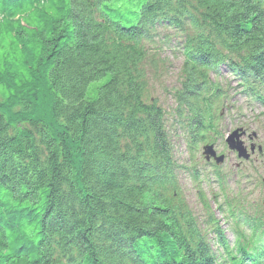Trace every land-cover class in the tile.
<instances>
[{
	"label": "trees",
	"instance_id": "16d2710c",
	"mask_svg": "<svg viewBox=\"0 0 264 264\" xmlns=\"http://www.w3.org/2000/svg\"><path fill=\"white\" fill-rule=\"evenodd\" d=\"M37 1L0 0V11L11 13L20 2L25 6ZM42 1L47 7L36 21L29 18L32 29L23 30L17 22L0 20V264H119L120 259L131 264L128 255L145 260L151 252L154 264H175L177 259L183 264H215V257L204 250V239L197 231L180 232L172 214L166 215L163 223L156 222L169 201L161 193L162 187L147 192L140 210L137 196L142 197L147 189L137 188L136 181L143 172L139 166L146 161L145 155L133 160L118 151L120 134L130 132L141 136L143 145L148 141L155 146L159 156L172 153L165 133L167 124L159 126L156 113L138 103L144 90L137 91L135 78L137 63L143 60H135L130 70L123 43L116 40L106 46L101 29L90 28L89 20L82 14L80 17L79 10L87 0ZM174 1L182 8L192 7L190 0L116 3L133 4L144 18L164 2L173 6ZM196 4L202 10L191 9L201 15L200 22L205 23L208 16L216 33L224 31L237 44L253 45V62L247 69L256 75L264 73V49L258 48L264 40V16L255 3L196 0ZM109 8L110 16L122 13L112 5ZM131 17L124 14L121 19ZM142 30L130 27L128 34L134 36ZM20 36L23 48L17 45ZM15 60L18 63L13 64ZM245 82L240 79L238 88L248 94ZM123 85L127 95L120 91ZM205 97L204 93L203 99H195L204 104ZM78 101L82 104L73 106ZM125 109L131 113L125 115ZM139 109L148 122L134 115ZM210 111L213 113L212 108ZM193 112L194 134H187L190 141L200 134L197 111ZM177 116L171 118L177 122ZM130 160L138 167L135 172L127 163ZM36 171L44 175L39 177ZM145 209L149 221L144 224L145 218L139 214ZM121 235L136 237H121L126 238L122 246L117 242ZM164 236L172 245H176L173 236L184 244L198 238L191 248L172 249ZM72 247L77 248V255L67 252Z\"/></svg>",
	"mask_w": 264,
	"mask_h": 264
},
{
	"label": "rangeland",
	"instance_id": "374dc122",
	"mask_svg": "<svg viewBox=\"0 0 264 264\" xmlns=\"http://www.w3.org/2000/svg\"><path fill=\"white\" fill-rule=\"evenodd\" d=\"M97 1H99V4ZM100 1L87 0L88 3L79 10L80 17L82 14L83 17L89 20L88 24H90V28L101 29L102 40L105 41L106 46H109V43L113 44L121 37L135 41H126L124 39L123 42L125 44L122 46V49L125 50L124 53L129 57L131 62L130 70L135 60H143L142 63H137V75L135 78V83L138 85L137 91H139L138 88L144 90V96L137 98L138 103L156 113L158 118L155 121L159 126L161 123L167 124L174 149L173 153L176 157L173 159L167 152L159 156L156 147L148 143V141L142 147L136 149V152L128 148L131 159L138 156L137 154L147 155L149 157L144 156L146 161L144 163L142 162L139 166V168L143 169V172L136 181L137 188L147 189V191L143 193L142 197L141 195L137 196V204L141 210L143 198L146 197L148 191L156 187H162L161 193H164L163 190L167 186L171 187L172 183L173 186L179 189L180 196H182V192L184 193L185 202L178 206L177 211H175L176 213L174 212V206L171 203H166V209L162 207L161 217H157L156 222L163 223V220L167 217L166 215L172 214V212L175 213L172 215L176 217L178 214H190L191 210L193 213L192 216L196 217L199 223H201L199 226L202 231L199 234H205V237L210 240L212 249L219 258L218 262L221 264H230L227 246L231 248L240 246L239 244L236 245L237 237L241 239L247 237L250 226L256 227L261 232V236L264 233V226L261 224V221H254L255 214L259 216L260 220H264V184L261 182V179H264V172H262L264 163L261 164V167L260 162L251 164L246 162L243 164L246 166L249 165V168L235 172L236 169H234V166L238 162V159L241 160L242 157L236 156L234 153L240 146L237 148L236 140L232 137L238 130L241 134L240 139L244 142L242 143V147L245 150L251 147L252 138L256 136L257 139L254 142L261 146L264 145V98L258 100L259 102L256 103L250 101L249 104L251 107L248 110H244L245 108L243 110L241 108L237 109L236 104H233L238 98L244 100L242 96L249 95L250 91L251 93H264V77L260 76L264 75V73H257L256 75L250 68L249 70H244V67L247 68L250 62H253V45L237 44L234 38L224 31L216 33L212 29L213 21L208 16V19H204L205 23L200 22V20L197 23L196 17H201V15L192 11L191 8L195 9V7H198V11L202 9L196 4V0L189 1L192 7L188 5H184L183 7L191 13V17L187 21L185 20L183 22L177 15L169 17L164 14L163 16L166 17L162 18L161 23L159 19V23L154 24V27L148 26L145 22L154 19L157 12L161 13L164 7L159 6V9L155 10L153 15L146 13L144 18H141V22H137V14L140 17L142 14L141 11L138 12V9L136 10L134 8L133 4L129 5L124 3L121 5L116 3V0H105L102 3ZM252 1L255 3L257 10L259 12L261 11L260 13L264 16V0ZM111 5L115 7L117 12H122L120 14L118 13L116 18L108 14L111 12V8H109ZM16 6V9L11 13L0 11V20L11 24L17 22L18 25H22L20 29L23 30H29V27H33L29 18H32L31 20L37 19V15L43 13L47 7L45 1L42 0H38L37 3L26 4L25 6L20 2ZM130 7L135 12H132ZM103 8H108L110 11L106 10V13H104ZM124 14H130L132 17L128 21H123L121 18ZM93 16L95 20L92 19ZM150 16L153 17L150 18ZM35 21L33 22L35 23ZM124 23L129 25V27H124ZM135 24L143 27L142 32L146 36L141 34L131 36L128 34V29L130 27L135 28ZM140 27L137 26L136 28L139 29ZM186 29L192 34L188 31L185 33L184 31ZM112 34L115 36L114 38H111ZM188 35L191 37L188 40L184 39ZM20 38L21 36L16 38L18 41L17 45H22L23 48V41ZM182 40H187V42L182 44ZM145 43L150 44L155 50H150L149 46L145 45ZM258 48L264 49V40H262V44ZM20 56L23 58L22 54ZM230 61L238 62L240 65L229 68L227 62ZM15 63H18L17 60L13 62V64ZM198 63L201 65H197ZM222 68H224V74L221 73ZM183 72L185 73L183 74ZM235 72L241 74L238 75ZM129 77L131 81L134 80L132 71L129 72ZM240 79L246 80L248 94L238 88ZM212 82L216 85H212ZM131 85L135 84L131 82ZM37 88L40 89L41 85ZM121 90L127 95L126 86L123 85ZM218 92L219 100L223 99L227 101L225 104L227 108L225 107L220 110L223 118L226 117L227 119L224 123H217V116L209 108V98H213ZM204 93L206 94V102L201 104L197 102L199 99L195 98L198 94L203 96ZM253 103L255 104L254 107ZM81 104L82 101H78L73 106ZM190 110L197 111L199 132L203 134V137L196 139L192 148L189 149L185 136L179 131L190 135L194 134L191 127L193 120L186 118ZM240 110L242 111L240 112ZM141 111L142 109H139L133 113L148 122L147 115L141 113ZM123 113L127 115L131 111L130 109H125ZM173 113H176L180 117L175 124H168L162 121L163 118L167 119V121L172 120ZM237 115L239 121L235 123L232 119L237 120ZM209 119H211V123ZM213 139L214 142L212 144H214L215 148L208 146ZM207 147L216 151L212 158L205 152H203L204 155H201V148L204 149ZM217 153L223 155L222 160H225L224 163L214 166L221 174L217 178H221L220 181L222 183L216 184L214 182L208 189L206 182L202 181L200 185V181L203 179V175L212 172L211 167L219 162ZM257 156L258 154L255 151L251 158L255 160L258 159ZM256 163L261 167V172H258V168L256 169ZM200 170L204 173L199 172ZM226 175H228V178L225 180L222 177ZM200 186L206 194V197L199 207L197 206L196 200L202 192L200 191ZM185 203L190 210L181 209V206L185 205ZM241 211H246L248 215L251 212L253 213L249 220V228H245L243 218L238 215ZM147 212V209H145L144 213L139 214L143 219L145 218L143 221L144 224L149 218ZM147 234L148 237H151L149 233ZM121 237L134 238L136 236H119L117 242L122 243L123 246L126 244V238ZM173 237L176 239V245H172L173 242H170L168 237L164 236L166 238V244L172 245V249L175 246L191 248L194 246V243H197L198 238L196 237L193 241L184 244V241L179 239L178 236ZM217 237L220 240V244L217 243ZM262 237L264 238V235ZM252 240L253 238H251V242ZM258 241L260 240L258 239ZM149 255V259L147 258L145 260H140L139 258L138 260L133 255H128V258L131 264H154L150 260L154 258L153 252ZM124 258H127V255H124ZM177 262L178 259L175 264H179ZM119 264H124L122 259H120ZM189 264L196 263L190 262ZM202 264L210 263L205 261Z\"/></svg>",
	"mask_w": 264,
	"mask_h": 264
},
{
	"label": "bare ground",
	"instance_id": "6f19581e",
	"mask_svg": "<svg viewBox=\"0 0 264 264\" xmlns=\"http://www.w3.org/2000/svg\"><path fill=\"white\" fill-rule=\"evenodd\" d=\"M103 1L105 0H101L100 3H102ZM178 1V0H177ZM105 5V3H104ZM163 7H164V10L160 12H157L156 16L154 19L152 20H148V22H145L147 23L148 26H152L154 27V24L156 23H159V19H160V23L162 21V18L166 17V16H169V17H173V16H176L179 17L183 22H185V20L187 21L189 19L190 16V11H187L186 9L182 8V6H180L176 1L173 2V6L170 2V4L168 5L166 2H164L163 4ZM174 8V9H173ZM133 12V11H132ZM166 15V16H163V15ZM113 17L116 18V16H114L112 14ZM163 16V17H162ZM153 16H150V18H152ZM141 18L138 14H137V22H141ZM197 18V23H199V16L196 17ZM143 19V18H142ZM142 25H143V22H142ZM20 27L22 26L21 24L19 25ZM140 25L138 24H135V28ZM90 29V28H89ZM187 31L189 32V30L186 29V31H184L185 33H187ZM137 34H141L143 36H146V34L142 31L138 32ZM115 36H113L112 34V37L111 38H114ZM191 36L188 35L186 38L184 39H189ZM119 41H121L123 43V45L125 44L123 41H124V38L121 37L119 39H117ZM186 41L182 40V44H185ZM190 41V40H189ZM145 45L149 46V49L150 50H155L150 44L148 43H145ZM160 49V48H159ZM197 65H201V64H197ZM240 63L238 62H235V61H230V62H227V66H229V68H233L235 66H239ZM247 68L244 67V70H246ZM207 70V69H206ZM224 71V68L221 69V73H223ZM236 74L240 75L241 73H237L235 72ZM212 85H216L215 83H211ZM198 97L200 99H203L204 95H200L198 94ZM242 98H244V100H241V99H236V102L233 103V104H236V107L237 109L238 108H245L244 110H248V108H250V104L249 102L250 101H254V103L256 102H259L258 100H261L264 98V93L260 94V93H251L249 92V95H246V96H242ZM227 99V98H225ZM249 99V101H248ZM210 100V104H209V108H212L214 110V112H218L222 109L225 108V104L227 103L226 100H223V99H214V98H209ZM253 103V107L255 106V104ZM232 106V105H231ZM240 110V112L242 111ZM173 114H176V113H173ZM178 119H180L179 116H177ZM187 119L189 120H195V116H194V112L192 110L189 111V113L187 114ZM237 120L235 119H232L233 122L235 123H238L239 121V117L237 115ZM186 120V119H185ZM216 120H217V123L218 122H226L227 119L226 117L223 118L222 114L221 113H218L217 114V117H216ZM163 122H166L168 124H175L176 121H172V120H168L163 118L162 119ZM222 125V124H221ZM143 138L146 139V135L143 134L142 135ZM120 139H119V142H120V145H119V153L120 155H123L124 157H128L129 158V151H125L126 149L128 150V148H130L131 150H133L134 152H136L138 148L142 147V143H140L142 140V137L139 136L138 134L136 133H121L120 134ZM203 135L202 134H199L197 136H195V138L197 139H200L202 138ZM192 141V139H191ZM135 143H140L139 146H137ZM184 145V143H182ZM122 145H128V148L127 147H121ZM37 148H39V146H37ZM126 148V149H125ZM250 149H252V147H250ZM171 151H174L173 149V145H172V148H170ZM262 153L260 155H263L264 154V149H261ZM44 152V151H43ZM131 152V151H130ZM138 156H143L142 154H137ZM173 156H174V153H173ZM176 158L175 156L173 157V159ZM134 160V158H132ZM141 161V160H140ZM249 160L248 159H241L239 160L238 162L241 164V163H246L248 162ZM236 163L235 164V167L239 165V163ZM128 164H130V170L132 172H135L138 167H136L137 165L130 160L129 162H127ZM208 169V168H206ZM199 172H203L202 170H200ZM69 173V170H66V174L68 175ZM204 173V172H203ZM36 174L40 177L41 175H44L43 172L41 171H36ZM220 174V172L217 170V169H212V172H210L209 174H206V175H203V179L200 181V185H201V182L204 181L206 182V184L208 185V189L210 187L211 184H213L215 182V180L217 179V176ZM80 175H83L84 176V173L82 172H79V176ZM221 175V174H220ZM34 176H36L34 174ZM37 178V176L35 177ZM222 178H225V180L228 178V175L226 176H223ZM215 179V180H214ZM218 180L220 181L221 178H218ZM221 182V181H220ZM41 184H43L41 182ZM205 188V187H204ZM200 191L201 192V195L198 197V199L196 200V203H197V206H201V204L203 203V199L206 197V194L204 193L203 189L201 188L200 186ZM226 191V190H225ZM163 192L166 194V196L168 197L169 201L168 203H171L173 206H174V212L177 211V208L180 204L184 203L185 202V198H184V193L182 192V196H180V192H179V189L176 187V186H173L172 183H171V187H166ZM227 192V191H226ZM225 192V193H226ZM156 193H158L157 191H154V194L156 195ZM181 209H189L190 208L188 207V205L185 203V205L181 206ZM174 212H172V214H175ZM192 211L190 210V214H178L175 218L177 224L179 225V230L180 232H182V230H185L187 232H195L197 230H200V226L201 223H199L198 219L194 216H192ZM238 215H240L242 218H243V221H244V224H245V228H249V220L251 219L253 213H248L246 211H241L238 213ZM254 221H261V224L264 226V220H260L259 219V216H257V214L254 215ZM235 232H237L235 230ZM234 232V233H235ZM264 235V233H262V236ZM248 236L250 237H254V242H253V245L250 247L249 249V244L251 242V238H249V241H243L241 239H238L237 241L239 242L238 244L242 247V249H238L240 248V246H238L237 248H231L230 246H227V250H228V258H230L229 262L230 264H264V238L261 236V232L259 230L256 229V227H252V231H250L248 233ZM221 238V237H220ZM258 239L260 241H258ZM249 243V244H248ZM205 246L204 247V250H208L209 251V255L211 256H216V252L212 249V246H211V243L210 241L209 242H206L205 243ZM77 248L74 247L72 249H69L67 250V252L69 253H72V254H75L77 255ZM65 251V250H63ZM71 260H74V257L71 256ZM179 264H181L180 260H178Z\"/></svg>",
	"mask_w": 264,
	"mask_h": 264
},
{
	"label": "water",
	"instance_id": "95a60500",
	"mask_svg": "<svg viewBox=\"0 0 264 264\" xmlns=\"http://www.w3.org/2000/svg\"><path fill=\"white\" fill-rule=\"evenodd\" d=\"M241 136V134H238V131H236L235 132V134H233L232 135V137H234V139L236 140V146H237V148L238 149H236V151L238 152V156L239 157H243V158H246V159H248L249 158V155L246 153V150L245 149H243V147H242V142L239 140V137ZM256 136V135H255ZM252 147V149H251V153H254V151L256 150L257 151V153H259V154H261L262 153V151H261V147H257L256 149H255V145H252L251 146ZM211 148H209L208 150H210ZM210 154L211 155H213L211 152H210ZM222 156L221 157H219V159H218V163H216V164H221V163H223V160H222Z\"/></svg>",
	"mask_w": 264,
	"mask_h": 264
}]
</instances>
